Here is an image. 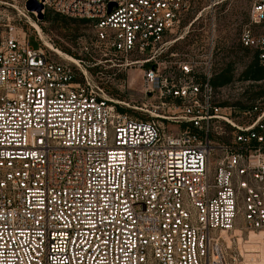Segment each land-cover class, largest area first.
Instances as JSON below:
<instances>
[{"label":"built area","instance_id":"1","mask_svg":"<svg viewBox=\"0 0 264 264\" xmlns=\"http://www.w3.org/2000/svg\"><path fill=\"white\" fill-rule=\"evenodd\" d=\"M38 1L141 68L150 116L110 95L102 60L0 29V264H264V78L216 86L213 29L169 52L194 0ZM239 40L264 67V0Z\"/></svg>","mask_w":264,"mask_h":264},{"label":"rangeland","instance_id":"2","mask_svg":"<svg viewBox=\"0 0 264 264\" xmlns=\"http://www.w3.org/2000/svg\"><path fill=\"white\" fill-rule=\"evenodd\" d=\"M251 2L252 0H194L192 12L177 33L170 37L182 36L171 45L169 52L185 53L201 46L213 29L216 35V86H224L229 95H233L238 82L264 78V67L255 62L252 54L239 40L241 30L248 20ZM33 23H38L44 38L64 54L74 58L78 55L86 59L93 55L102 60L105 66L102 68L103 80L110 95L129 113L150 116L148 111L137 108L143 106L141 102L145 100L143 71L137 65L117 66L121 63L118 56L104 54V51L107 52L104 45L97 47L94 44V28L87 19L59 14L53 10H46L43 17H40L37 9H28L27 0H0V29L29 35V43L38 47L41 42L35 34L39 32ZM226 75L230 78L223 80ZM255 84L258 89L249 98L264 95V81ZM258 237H261L259 233L250 232V247L257 250L258 259L261 260L264 246L256 243Z\"/></svg>","mask_w":264,"mask_h":264},{"label":"bare ground","instance_id":"3","mask_svg":"<svg viewBox=\"0 0 264 264\" xmlns=\"http://www.w3.org/2000/svg\"><path fill=\"white\" fill-rule=\"evenodd\" d=\"M34 27H35V29L40 33V37H42V39L44 40V42H45V44L47 45V46H49L50 48H52V49H54L56 52H58L60 55H63V56H65V58H68V59H71V60H73V61H75L77 58H74V57H71V56H69V55H67V54H64L62 51H60L59 49H57L51 42H49V41H47L45 38H44V36H43V34H42V31H41V28H40V26H39V24L38 23H33L32 24ZM38 33V34H39ZM240 230L239 229H237V232H239ZM253 231V230H252Z\"/></svg>","mask_w":264,"mask_h":264},{"label":"water","instance_id":"4","mask_svg":"<svg viewBox=\"0 0 264 264\" xmlns=\"http://www.w3.org/2000/svg\"><path fill=\"white\" fill-rule=\"evenodd\" d=\"M28 9H37L40 12V17H43L42 8L43 5L38 0H27Z\"/></svg>","mask_w":264,"mask_h":264},{"label":"trees","instance_id":"5","mask_svg":"<svg viewBox=\"0 0 264 264\" xmlns=\"http://www.w3.org/2000/svg\"><path fill=\"white\" fill-rule=\"evenodd\" d=\"M261 73V71L260 72H258V75ZM230 78V76L229 75H226L224 78H223V80H227V79H229Z\"/></svg>","mask_w":264,"mask_h":264}]
</instances>
